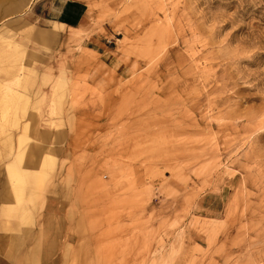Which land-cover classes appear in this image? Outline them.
<instances>
[{
    "label": "rangeland",
    "instance_id": "1",
    "mask_svg": "<svg viewBox=\"0 0 264 264\" xmlns=\"http://www.w3.org/2000/svg\"><path fill=\"white\" fill-rule=\"evenodd\" d=\"M75 1L0 0V264H264V0Z\"/></svg>",
    "mask_w": 264,
    "mask_h": 264
},
{
    "label": "crops",
    "instance_id": "2",
    "mask_svg": "<svg viewBox=\"0 0 264 264\" xmlns=\"http://www.w3.org/2000/svg\"><path fill=\"white\" fill-rule=\"evenodd\" d=\"M35 6L34 15L36 18L41 21L52 23V26L57 24V27L59 28L58 32L63 29L65 30L66 28H70L84 34H88L95 33L99 30L100 26H102L99 20L89 18L85 14L84 6L75 0H37ZM8 195L9 193L5 190V184L3 180H1L0 202H2L1 209L3 210L6 208H4L3 203L13 204L12 201H4ZM17 222L18 221H16L15 225H17ZM3 223H5V220L0 219L1 229L2 226H4L2 225ZM10 225L12 226L11 229H13L12 221Z\"/></svg>",
    "mask_w": 264,
    "mask_h": 264
}]
</instances>
